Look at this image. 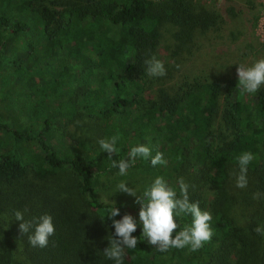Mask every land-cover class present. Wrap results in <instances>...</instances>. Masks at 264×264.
<instances>
[{
  "label": "trees",
  "instance_id": "trees-1",
  "mask_svg": "<svg viewBox=\"0 0 264 264\" xmlns=\"http://www.w3.org/2000/svg\"><path fill=\"white\" fill-rule=\"evenodd\" d=\"M222 24L198 0H0V264H114L103 254L114 203L101 201L99 181L119 169L98 144L112 136L114 159L137 144L163 153L166 164L137 158L127 171L148 178L146 188L162 176L179 195L182 177L190 202L212 215L199 250L160 252L141 236L140 206L115 203L114 219L138 222L123 264H264V235L253 231L264 226V85L242 94L238 79L186 73L174 82L169 69L180 72ZM165 34L167 75L151 77L144 62ZM73 125L88 135L72 136ZM244 152L254 159L238 188ZM15 210L29 221L52 216L47 247L20 234ZM176 222L179 231L192 217Z\"/></svg>",
  "mask_w": 264,
  "mask_h": 264
},
{
  "label": "clouds",
  "instance_id": "clouds-1",
  "mask_svg": "<svg viewBox=\"0 0 264 264\" xmlns=\"http://www.w3.org/2000/svg\"><path fill=\"white\" fill-rule=\"evenodd\" d=\"M147 65L146 72L151 77H163L167 75L164 63L155 56L144 62ZM179 68V65H177ZM238 83L243 93H255L264 85V59L254 61L250 66L239 64L237 68ZM118 136L100 139L98 144L103 152L108 154L113 168L119 169L121 176L127 175L128 169L133 166L137 158L145 160L151 158L152 166L166 164L163 153L157 152L152 156L151 149L144 144L131 147L128 158L114 159L117 155L116 144ZM254 159L251 152L241 153L237 157L239 173L236 174V187H247L248 165ZM179 195L176 190L169 186L162 176L155 177L154 181L142 194L130 187L127 182L121 181L117 184V192L125 193L135 197V203L140 206L139 223L142 225V237L148 244L155 246L158 251L166 252L169 248H188L195 252L203 247L204 243L210 241L213 230L211 228L212 215L209 211L201 210L199 202H190L188 196V185L181 177L178 180ZM103 200V198H101ZM107 203V201H104ZM27 209H25V212ZM190 214L191 225H185L179 231L180 226L176 222V216ZM120 215V209L114 203L108 211L107 217L112 220L114 235L108 240L109 244L103 250L106 258L114 261V264H123L125 249L137 247L138 238L132 234L137 230L138 222L131 214L125 213L121 219H114ZM14 220L19 221V232L27 234L28 242L33 247L45 248L49 244V238L55 234L52 216L44 214L33 220H25L24 212L15 210ZM258 235H264V226L253 229ZM175 235L173 237V233Z\"/></svg>",
  "mask_w": 264,
  "mask_h": 264
},
{
  "label": "rangeland",
  "instance_id": "rangeland-1",
  "mask_svg": "<svg viewBox=\"0 0 264 264\" xmlns=\"http://www.w3.org/2000/svg\"><path fill=\"white\" fill-rule=\"evenodd\" d=\"M160 1V0H154ZM207 3L216 12L220 13L222 29L209 34L201 44V50L184 63L177 73L174 64L169 65L177 82L182 74L193 73L207 75L208 73L223 75L221 79H238L239 64L250 66L258 59H264V0H198ZM169 34L164 35L157 59L166 62L170 50H174ZM176 74V75H175ZM180 81V79H179ZM8 112V111H6ZM6 112L5 117H6ZM69 134L76 138L86 137L87 131L78 130L77 126L69 127ZM38 152V149H36ZM121 181L128 183L142 194L150 183L146 177L119 173L99 181V197L103 203L123 202L127 206L136 205L135 197L117 192V184ZM10 216H6V221ZM11 222V220H9ZM21 260V259H20Z\"/></svg>",
  "mask_w": 264,
  "mask_h": 264
}]
</instances>
